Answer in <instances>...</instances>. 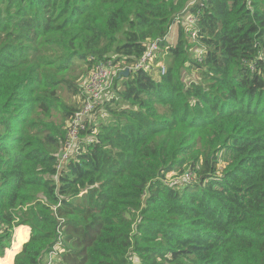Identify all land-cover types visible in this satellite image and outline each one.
Returning a JSON list of instances; mask_svg holds the SVG:
<instances>
[{
  "label": "trees",
  "instance_id": "16d2710c",
  "mask_svg": "<svg viewBox=\"0 0 264 264\" xmlns=\"http://www.w3.org/2000/svg\"><path fill=\"white\" fill-rule=\"evenodd\" d=\"M193 1L0 0V263L264 264V0H197L169 43ZM151 40L166 72L116 77L59 167L76 65Z\"/></svg>",
  "mask_w": 264,
  "mask_h": 264
},
{
  "label": "built area",
  "instance_id": "2783aa9c",
  "mask_svg": "<svg viewBox=\"0 0 264 264\" xmlns=\"http://www.w3.org/2000/svg\"><path fill=\"white\" fill-rule=\"evenodd\" d=\"M195 2H197V0L187 6L181 14H178L172 25L177 27L183 19L182 24L189 27L188 32L192 38L196 35L195 26L198 22V12L196 14H189L188 9ZM171 30L172 27L169 28V33ZM159 49L158 41H148L145 53L135 66L118 68V66L114 65L111 60L100 62L86 74L87 76L83 79L81 86L78 81L77 95H79L81 104L66 122V141L63 145L62 153L58 158L59 167H61V164L65 163L68 157L75 152L79 132L85 130L86 123L92 118V114L100 105L106 92L113 86L114 81L120 72L127 68L130 71L137 68H143L156 77H159L166 72L165 65L162 62L157 61ZM85 192L86 191L82 193ZM53 256L54 252H50L49 259Z\"/></svg>",
  "mask_w": 264,
  "mask_h": 264
},
{
  "label": "rangeland",
  "instance_id": "374dc122",
  "mask_svg": "<svg viewBox=\"0 0 264 264\" xmlns=\"http://www.w3.org/2000/svg\"><path fill=\"white\" fill-rule=\"evenodd\" d=\"M175 30H176V27L175 26H172V30L170 31V33H168V37H167V41L171 44H173L175 42V39H176V35H177V32L175 33ZM85 70V67L83 65H76V71H77V75H78V79H79V83H80V86H81V83L83 81V79L87 76L86 74H83L82 72ZM83 74V75H82ZM82 75V76H81ZM193 74L192 73H188L187 75H185L184 79L185 80H188ZM195 76V75H193ZM78 82V81H77ZM64 98L65 100L71 104V105H74L75 108H79L80 104H81V101H80V98H79V95H67L66 93H64ZM106 118V116H104L103 118H101L102 120H104ZM96 120H99V117H97ZM184 179L185 178V174H184ZM179 179H173L172 182L173 183H176L178 182ZM19 228V227H18ZM17 229V228H16ZM16 231L17 230H14V234H13V243H11V247L10 248H13V245L16 243L15 241V235H16ZM14 250H16V246H14L13 248ZM8 250H11V249H8ZM7 250L6 254H12L13 252L15 251H11V253H9V251ZM0 264H3V263H0Z\"/></svg>",
  "mask_w": 264,
  "mask_h": 264
},
{
  "label": "crops",
  "instance_id": "0c3cea01",
  "mask_svg": "<svg viewBox=\"0 0 264 264\" xmlns=\"http://www.w3.org/2000/svg\"><path fill=\"white\" fill-rule=\"evenodd\" d=\"M176 30H177V27H176ZM176 30H175V33H176ZM20 227H24V226H20ZM24 228H27V227H24ZM27 229H28V228H27ZM28 239H29V229H28V236H27L26 241H27ZM26 241H25V242H26ZM25 242H24V243H25ZM12 243H13V242H12ZM24 243H23V244H24ZM23 244H22V245H23ZM21 248H22V246L19 248V251L21 250ZM10 249H12V248H10ZM7 250H8V249H7ZM7 250H6V251H7ZM19 251H18V252H19ZM18 252H17V253H18ZM17 253H16V254H17ZM16 254H14L13 257H12V263H13V261H14V257H15ZM4 258H5V255H4L3 257H0V259H4ZM12 263H10V264H12Z\"/></svg>",
  "mask_w": 264,
  "mask_h": 264
},
{
  "label": "water",
  "instance_id": "95a60500",
  "mask_svg": "<svg viewBox=\"0 0 264 264\" xmlns=\"http://www.w3.org/2000/svg\"><path fill=\"white\" fill-rule=\"evenodd\" d=\"M129 72H130V70L127 68L124 71L120 72L117 78L121 79L122 77H126V76H128Z\"/></svg>",
  "mask_w": 264,
  "mask_h": 264
}]
</instances>
